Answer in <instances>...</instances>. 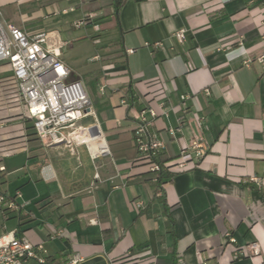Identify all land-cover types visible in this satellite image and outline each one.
Returning a JSON list of instances; mask_svg holds the SVG:
<instances>
[{"label":"crops","instance_id":"crops-1","mask_svg":"<svg viewBox=\"0 0 264 264\" xmlns=\"http://www.w3.org/2000/svg\"><path fill=\"white\" fill-rule=\"evenodd\" d=\"M51 1L43 18L63 16L57 24H36L18 0H0V23L57 35L61 60L91 102L94 116L81 124L98 126L110 155L91 159L98 141L89 149L29 142L32 124L9 68L0 65V184L17 175L1 193L17 209L0 207V237L41 243L49 264L73 255L79 264H264V0ZM89 15L91 24L73 26ZM88 29L102 55L90 58L100 65L84 80L62 50L88 37ZM181 29L178 42L173 34ZM146 108L157 114L150 134L174 160L159 192L133 140L134 118ZM195 140L206 154L198 161L190 154L179 170L182 151ZM252 175L262 187L247 182ZM251 243L258 256L233 259Z\"/></svg>","mask_w":264,"mask_h":264},{"label":"built area","instance_id":"built-area-1","mask_svg":"<svg viewBox=\"0 0 264 264\" xmlns=\"http://www.w3.org/2000/svg\"><path fill=\"white\" fill-rule=\"evenodd\" d=\"M91 21L92 16L89 15L75 22L73 26L80 28L91 24ZM93 27L98 30V25ZM173 37L181 42L185 37V30L176 31ZM238 45H243L242 39H239ZM63 46L55 33H28L19 27L0 23V65H7L9 68L14 95L22 103L23 117L31 122L39 143L47 147L60 144L69 148L73 145L88 147V139L84 138L79 125L94 114L83 83L79 79L71 78V70L60 58L59 50ZM262 46L264 47L263 43ZM215 48L220 51L223 46L217 44ZM126 52L132 53L133 50ZM97 58L94 57L91 61ZM258 60L264 65V55ZM249 62L247 60L244 64L247 66ZM99 91L103 94L104 86L100 87ZM122 104L126 105V102L123 101ZM160 106H163L162 102ZM156 115L154 109L146 108L134 118L136 124L133 129V140L138 154L137 160L145 163L150 172L159 171V165L151 162V158L163 148L162 143L149 131ZM96 133V140L99 142L96 151L92 154L88 148L92 160L110 155L98 128ZM190 154H193L198 161L206 152L197 140L191 142L182 151L181 159L176 164L179 170H185L184 166L190 160ZM3 170L4 168L0 167V171ZM247 182L257 187L263 185V180L254 175L250 176ZM2 206L17 209L13 201L6 199L0 193V207ZM135 206L137 209L142 208L140 202ZM53 234L64 236L63 231H53ZM225 237L229 243L234 242L229 233H226ZM259 254V245L251 243L245 249L236 250L233 259L247 255L256 257ZM31 260L38 264L46 263V250L41 243L33 244L26 236H13V234L0 237V264H27ZM81 261L80 256L73 255L66 264H79ZM178 264L182 263L178 261ZM201 264L207 263L201 261Z\"/></svg>","mask_w":264,"mask_h":264},{"label":"rangeland","instance_id":"rangeland-1","mask_svg":"<svg viewBox=\"0 0 264 264\" xmlns=\"http://www.w3.org/2000/svg\"><path fill=\"white\" fill-rule=\"evenodd\" d=\"M18 1L22 2L19 3V6L21 5L23 8L25 7L27 8V10L25 9L23 13L28 17L32 18L33 22H35L36 24H40V26H45L47 22L57 24V22H59L61 19L63 20V16L60 15L47 16V17H52V18H47V21L43 18L45 14L49 15V11L47 9V6L49 4L47 2L48 0H28L26 1V3H23V1L25 0H18ZM51 2L52 1L50 0V3ZM15 7L16 6H14V8ZM21 12L22 11L20 9L18 13L21 14ZM55 26L56 28H58V25ZM88 33H90L89 36L83 39L80 40L71 39V41L67 43V46L62 50V57L66 60V62H68V64H70L76 69L77 74L80 75L81 77L83 74H85V72L96 69L100 65L99 61L90 62L89 61L90 58L95 54L102 55V53L100 52L101 43L95 44L93 42L91 29H88ZM62 36L64 38V35ZM82 78H84V80L87 79L86 77H82ZM1 92L2 91H0V93ZM95 142H97V140L91 141L90 143H95ZM36 143L37 146L40 147L43 146L38 142ZM4 163L7 165V170L10 171L11 170L10 168H12V164L9 163V160H6ZM16 177L17 175L15 174L8 176L7 181L3 184H0V193H2L5 189H7L9 180L11 181Z\"/></svg>","mask_w":264,"mask_h":264},{"label":"trees","instance_id":"trees-1","mask_svg":"<svg viewBox=\"0 0 264 264\" xmlns=\"http://www.w3.org/2000/svg\"><path fill=\"white\" fill-rule=\"evenodd\" d=\"M120 2L117 4V7H116L117 9L119 7ZM126 99H127L129 107H135L136 106L135 98L133 97L131 91H128L126 93ZM27 122H29V121L27 120ZM26 135H27V139L29 142H39L37 137H36V134L33 130V127L30 124L26 127ZM173 161L174 160H170V159L166 158L163 152H159L155 157L151 158V162L158 164L159 168H160L159 171H157V172L148 171L146 173V175L150 176L151 179L155 180V191L156 192H159L161 190V185L166 180H168L172 177L173 172L170 169L172 166L170 163H172ZM46 264H49V262H47ZM175 264H178L177 259H176Z\"/></svg>","mask_w":264,"mask_h":264},{"label":"bare ground","instance_id":"bare-ground-1","mask_svg":"<svg viewBox=\"0 0 264 264\" xmlns=\"http://www.w3.org/2000/svg\"><path fill=\"white\" fill-rule=\"evenodd\" d=\"M79 126H80V131L83 133L84 138L88 139L87 144L90 143L91 141L96 140V134H97L96 131H97V127H98L97 125H95L93 123H88V124H81ZM101 143H103V142H101Z\"/></svg>","mask_w":264,"mask_h":264}]
</instances>
